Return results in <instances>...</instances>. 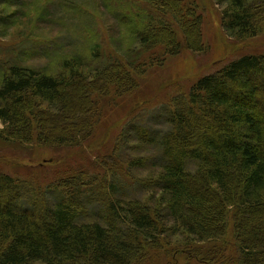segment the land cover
<instances>
[{
	"label": "trees",
	"instance_id": "1",
	"mask_svg": "<svg viewBox=\"0 0 264 264\" xmlns=\"http://www.w3.org/2000/svg\"><path fill=\"white\" fill-rule=\"evenodd\" d=\"M6 1L5 10L16 8ZM221 1L222 25L231 37L245 40L264 31V0ZM144 2L146 9L118 18L128 44L145 51L165 47L176 56L182 43L175 23L186 47L203 51V18L184 0ZM57 53H47L40 66L1 70V139L83 148L95 133L96 95L130 94L139 85L135 70L105 61L97 44L86 53ZM162 113L167 129L158 133L127 123L111 151L125 145L128 159L102 171L81 169L53 186L0 171V264H144L155 253L166 254V240L179 233L192 239L189 247L221 241L223 257L224 241L233 238L235 264H264V53L200 77L165 102ZM157 144L161 173L135 177L133 170L153 164L134 154ZM122 185L153 194L150 201L125 198ZM50 190L58 192L56 201ZM203 252L198 256L206 263L216 260Z\"/></svg>",
	"mask_w": 264,
	"mask_h": 264
},
{
	"label": "rangeland",
	"instance_id": "2",
	"mask_svg": "<svg viewBox=\"0 0 264 264\" xmlns=\"http://www.w3.org/2000/svg\"><path fill=\"white\" fill-rule=\"evenodd\" d=\"M14 2L16 8L5 10V5L11 2L0 0V72L15 64L43 65L49 52L54 54L58 50V53H68L82 49L86 53L90 46L97 44L105 61L124 62L131 72L136 71L139 83L130 94L113 92L108 96L96 95L98 113L95 133L83 148L38 147L0 138V171L17 178L30 179L43 186H53L59 177L71 176L81 169L102 171L118 159H128L130 150L125 145L117 153L111 151L114 137L127 123L134 122L155 133L166 130L162 109L165 102L179 90L185 91L200 77L215 73L232 60L264 53V31L256 38L245 40L233 38L225 31L222 14L226 4L221 0H184L188 8L203 18L204 49L201 52L188 49L178 26L172 23L179 31L182 43V49L176 56L165 47L145 51L140 44H128L127 38L123 36L118 18L124 11L146 9L144 0ZM19 8L23 10L19 11ZM11 16L18 22L17 25L11 24ZM157 19L161 20V17L157 16ZM48 47L51 51L47 50ZM131 135V141H136L135 133ZM134 155L148 156L149 164H153L145 169L133 170L135 177L159 176L161 170L155 166L159 164L161 155L158 144ZM139 189L138 186L122 185L119 192L125 198L150 201L153 191L143 192ZM50 191L52 200L56 201L58 192ZM94 209L92 207V212L99 218L100 210ZM190 240L189 236L181 233L170 236L165 245L167 253H155L144 264H235L233 238L224 241L228 245L224 257L219 256L220 247L217 244H221V241L200 248V245L189 247ZM203 250V255L216 260L206 263L204 258L198 256Z\"/></svg>",
	"mask_w": 264,
	"mask_h": 264
},
{
	"label": "bare ground",
	"instance_id": "3",
	"mask_svg": "<svg viewBox=\"0 0 264 264\" xmlns=\"http://www.w3.org/2000/svg\"><path fill=\"white\" fill-rule=\"evenodd\" d=\"M16 7H17V5H16ZM19 9H20V8H19ZM21 10H23V9H21ZM56 52H58V50H57ZM102 61H103V58L100 57V59H99V64H102Z\"/></svg>",
	"mask_w": 264,
	"mask_h": 264
}]
</instances>
